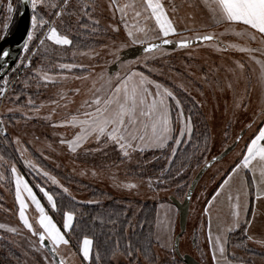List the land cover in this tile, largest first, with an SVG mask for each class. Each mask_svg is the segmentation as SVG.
<instances>
[{"label": "snow or ice", "instance_id": "6c2138e0", "mask_svg": "<svg viewBox=\"0 0 264 264\" xmlns=\"http://www.w3.org/2000/svg\"><path fill=\"white\" fill-rule=\"evenodd\" d=\"M184 6L196 11L182 16L180 8ZM0 10L6 12L0 22V99H12L17 104L9 108L8 112H19L25 120L43 119L54 130L71 129L70 137L57 132L54 135L59 145L74 156L81 152L107 155V150L111 149L122 159L130 161L134 154L161 152L166 163L155 179L148 177L150 188L154 184H167L170 176H183L187 161H182L173 173L176 162L180 160L182 147L185 153L188 146L193 148V155L199 152L204 167H210L211 163L221 158L213 157L211 163L208 161L205 155L210 151L208 137L204 138L202 144L199 141L193 143V108L198 102L193 98V107L185 111V103L180 99L177 89L191 96L188 87L183 83L168 86L155 79L154 76L161 74V69L154 67V62L176 51H182L191 58L193 51L200 47L218 54H242L247 59H233V66L225 71L237 79L243 77L247 82L254 78L264 97V0H196L195 3L185 0L181 5L176 0H106L103 4L100 0H17L15 4L13 0H6V3L0 4ZM197 12L200 13L199 27ZM102 13H108L106 18L109 21L103 30L99 19ZM17 15L20 18L27 15L29 26L25 29L22 42L5 44L12 35ZM102 32L117 36L123 33V41L117 45L113 40L109 48V55L114 57L112 63L118 65L114 73L93 72L95 65L86 69L80 63L59 62L62 59L59 51L66 46H73V59L78 54L90 58L98 56L99 53L92 48L81 51V45L75 44L73 37L85 34L97 36ZM136 46H139V51L135 59L121 58V50ZM77 69L88 71V75H75L72 79L90 80V86L86 98L76 110L69 108L70 104L75 103L74 98H70L68 92L60 91L49 101L52 108L47 115H34L47 105L37 104L33 96L27 93L32 83L36 84L39 93L41 86L65 81L69 78L65 73ZM15 82L23 85L18 92L15 91ZM232 87L229 81L226 88L231 90ZM10 88L13 92L11 97ZM70 91L74 97L80 94L81 89L77 87ZM246 91H249L247 87ZM22 97H26L24 104L19 103ZM235 107L247 111L243 100L237 101ZM25 108L27 111H23ZM59 108L68 111L58 121H54L53 116ZM0 135L3 136V142L14 145V152L18 153V157H14L11 152L7 157L0 153V182L10 181L14 185V203L18 206L20 225L13 227L0 223V230L14 235L26 230L31 251L41 257L37 264H75L76 253L71 251L70 241L80 230L77 205L99 201H76L57 175L30 158L29 148L21 137L9 141L3 119H0ZM227 135L226 132V138ZM93 144L95 147L90 148L89 145ZM48 148L55 151L51 144ZM237 148L239 152L236 159L223 170L218 186L211 194L201 193L205 199L202 214L206 218L207 239L214 264H231L227 253L230 234L242 230L248 240L254 239L248 235L253 221L247 217L250 200L264 201V107L235 135L223 155ZM37 151L43 160L49 159L43 151ZM17 159L23 162L27 172H21L17 167ZM154 159L159 160L161 157ZM5 172L9 173L8 177ZM93 175H96L95 171ZM26 176H30L31 180ZM237 176L240 184L233 191L232 181ZM3 186L0 183V187ZM118 186L125 190L138 188L131 181ZM184 187L189 189L185 195L191 199L193 185L177 182V190ZM223 194H226L229 203L230 221L217 225L218 231L214 232L213 209ZM30 209H33L31 213ZM251 215L254 219V210ZM54 216H59L60 220L54 219ZM109 222L116 224L115 220ZM100 223L104 221L101 219ZM145 224H149L150 229L155 227L157 243L160 242L161 234L167 238L173 253L171 264H175L177 250L171 244L175 221L168 218L166 213L163 219L157 214L153 223L145 220L137 227L143 229ZM128 227H133L131 221ZM3 238L0 236V239ZM109 242L114 257L121 251L120 239L109 234L105 244ZM255 242L264 244V241ZM124 248L128 256L133 255L131 240ZM79 252L82 261L98 264L99 247L94 248V240L87 234L79 244Z\"/></svg>", "mask_w": 264, "mask_h": 264}, {"label": "rangeland", "instance_id": "374dc122", "mask_svg": "<svg viewBox=\"0 0 264 264\" xmlns=\"http://www.w3.org/2000/svg\"><path fill=\"white\" fill-rule=\"evenodd\" d=\"M13 2L15 4L17 0H13ZM100 2L103 4L106 0H100ZM184 2L185 0H176L178 5H181ZM187 2L195 3L196 0H187ZM2 3H6V0H0V4ZM195 11V9H190L184 6L180 8V15L183 16L188 12ZM5 15L6 12L0 10V22L3 21ZM107 15L108 13H102L99 16L101 25L104 29L109 23L106 18ZM196 15L197 27H199L200 13L197 12ZM16 18L13 22V26L15 25ZM0 27H2V24H0ZM101 40L103 41L101 46L94 49L95 52L99 53L98 56L90 58L89 56L78 54L73 59L72 52H67L68 46H66L65 49L59 51V56L62 57L59 62L80 63L83 64L86 69L88 66L95 65L96 67L92 69L93 72H108V68L113 64L112 61L114 60V57L109 55V48L112 46L113 40H115L117 45L123 41V33L117 36L116 34L108 32L101 36ZM105 45L108 47H104ZM233 59L246 60L247 57L234 52L218 54L212 52L210 49L200 47L193 51L191 58L182 51H176L171 55L154 62V67L161 69V74L154 76L155 79L162 83H166L168 86H172L174 83L185 84L191 92V96L194 97L195 101L201 106L204 118L206 119L205 121L208 122L212 136L210 151L205 154L207 158L219 154L228 144H230L235 135L240 133L241 128H243L246 123L250 122L253 116L257 115L261 108L264 107V97L261 96V91L256 85L254 78L251 82H247L245 78L242 77L237 79L236 76L225 71L226 68L233 66ZM65 74L68 75L69 78L62 84L53 87L52 85L40 87L39 93L36 94L34 100L37 104L45 103L47 106L43 108L39 114L34 115L40 117L47 115L52 108L49 101L60 91L68 92L69 97L74 98L75 103H72L69 106L72 111H75L81 101L86 98L87 89L90 86V80H74L72 77L75 75L69 76V73ZM79 75H88V71ZM205 77H207L206 80L204 79ZM229 81H231L233 85L231 90L226 88ZM22 87V84L15 82V91L20 90ZM77 87L81 89V92L79 95L73 97L70 90ZM246 87L249 91H246ZM26 91L27 93L28 91L37 92L36 84L33 82L31 87ZM28 94L31 95L30 93ZM12 95L13 92L10 88L9 96L11 97ZM22 98L23 101L20 104L26 103V97ZM241 100L247 105L246 112L243 108L237 109L235 107V103ZM16 106L17 104L12 99H0V119L3 114L9 113V108H14ZM23 111H27V109L25 108ZM66 111L68 110L64 108L57 109V114L53 116V120L58 121L61 116L65 115ZM14 114L19 115V120H17L19 122L17 123V121H15L13 124L6 123V132L9 133L8 136L10 140H14L17 136L21 137L32 151L39 153L37 150H41L45 155L49 156V159L45 161L51 166L57 167V165H59L58 168L61 169L63 173L65 172L66 174L92 184L102 190L109 191L113 195L124 198L156 201V216L159 214L161 219H163L167 213L168 218L175 221L174 231L171 233V244H173L174 237L179 231V225L178 211L176 206L171 202L170 196L173 195V190H177L176 186L167 183L163 184V188L153 191L148 186L147 179L141 180L128 175L131 165H133L137 159L141 156H151L155 152H145L143 153L144 155L134 154L130 161L122 159L111 149L107 150V155L101 152H90L87 154L81 152L79 155L74 156L67 153L66 150L59 145L58 138L54 135V132H57L70 137L71 129L60 128L54 130L49 126L48 122L43 119L25 120L21 118L19 112H15ZM196 120H199V124L195 125L193 120L194 130L202 131L203 128H205V123L202 117L201 119L198 118ZM226 132L228 134L227 138L225 136ZM36 137H39V139L37 140ZM2 139L3 136L0 135V140ZM49 144L52 145L55 151L48 148ZM12 146L14 149L15 146ZM89 147L94 148L95 145H89ZM238 152V148L232 150L224 158L215 162L197 183L193 193L194 195L190 200L186 228L179 239V251L181 254L192 256L200 264H214V261L211 258V252H208L205 248L204 234L206 233V227H204V221L206 220L202 214V209L205 207V199L201 196V193L208 195L213 192V189L219 184L218 182L222 176L223 170L233 163ZM15 154L18 157V153ZM16 163L21 172H27V169L23 167L22 161L17 159ZM93 171H95L96 175H93ZM5 176L8 177L9 173L5 172ZM26 178L31 180L30 176H26ZM238 178H233V191L240 184V178ZM129 181L136 183L138 188L134 190H125L118 186ZM0 183L4 184L3 187H0V223H6L13 227H20L17 214L18 206L14 203V185L10 181ZM78 188H80V191L75 190L80 196L77 200L89 201V198L87 197L88 192L84 190L83 187L78 186ZM164 189H167V191ZM176 194L181 195L182 189L177 190ZM222 197L226 198V195L223 194L218 198V201H224ZM208 198H210V195ZM161 205L164 207H161ZM29 211L31 213L33 209H30ZM218 211H220L225 218H230V207L227 202L225 204H219ZM54 219L58 221L60 220L57 216H54ZM213 231H215V229H213ZM28 235L29 234L26 230H23L18 235L0 230V236L4 237L3 239H0V252L4 256L6 255L5 264H37V262L41 261L39 254L31 251L27 239ZM193 235H196V242L194 240V244L192 243ZM154 240L155 250L159 256H166L167 254L173 256L171 245L163 234H161L160 242H156V229H154ZM70 243L72 244L71 251L76 253V256L74 257L75 264H88L87 261H82V254L79 252V244L82 243V240L79 243L74 241H70ZM249 244L250 247H255H252L254 251L256 249V251L259 252L255 244ZM161 245H163V247H161ZM6 246H8L15 255L13 253H11V255L9 252H5L4 248ZM259 249L260 251L261 249H264V245L260 246ZM230 254H236V251L234 250ZM243 255L249 259H246L247 261L231 260V262H240V264H264V255L262 254H259V256H252L243 253ZM119 262L121 264H134L128 262L127 259L122 256L116 257L115 264H119Z\"/></svg>", "mask_w": 264, "mask_h": 264}, {"label": "trees", "instance_id": "16d2710c", "mask_svg": "<svg viewBox=\"0 0 264 264\" xmlns=\"http://www.w3.org/2000/svg\"><path fill=\"white\" fill-rule=\"evenodd\" d=\"M101 29L102 30L104 29L102 25H101ZM102 35H104L103 32L102 34L97 36H89L86 34L80 36L74 35L73 39L75 44L81 45V49H80L81 51H86L89 50V48L95 49L100 47L103 42L101 40ZM67 48H68L67 52H73L74 50L73 46H68ZM86 72H87L86 70L81 71L77 69L74 70L72 73H69V76L79 75ZM65 81L59 82L56 85L62 84ZM56 85H52V87ZM16 91L18 92L19 90ZM177 91L179 93L180 99L185 103L186 106L185 111H187L189 107H193L194 97L188 96L186 93L179 92L178 89ZM28 93H30L33 96V98L36 97L37 94V92L34 91H28ZM22 99L19 103L23 101ZM18 116L19 115L14 113H8V114H3L1 116V119L4 120L5 126L7 128L6 123L13 124V122L19 120ZM201 117L205 123V128H203L202 131L194 130L193 143L199 141L202 144L204 138L208 137L209 145H210L212 139L211 130L208 125V122L205 121L206 119L204 118V114L202 112L201 106L197 104L193 108V120L195 122L194 123L195 125L199 124V120L196 119L198 118L201 119ZM6 133L8 136L9 133L8 132ZM8 139L9 141H11L9 136ZM2 141L3 139L0 140V153L4 154L5 157H7L8 154L11 152L14 157H17L14 152L12 144L4 143ZM26 146L28 147V145ZM29 152L31 153L30 158L37 160L44 167L52 171L53 174L58 176V178L61 180L64 186L69 188L70 193L72 194V196L76 198V201H79L77 199L80 198L79 194H77V192L75 191V190L80 191L79 190L80 188H78V186L83 187L84 190L88 192L87 197L89 198V200L99 201V203H93V204L84 203L77 205L76 214L78 219H80L81 223L79 226L80 230L75 233V236L72 240L76 243H79L81 240H83V236L85 234H87L89 238H93L94 248L99 247V251H100V260L98 264H115L116 257H121V256L126 258L128 262L134 264H171L172 262L171 254H167L166 256H159L155 250V240H154L155 227L153 226L150 229L149 224H145L143 229L137 227L138 224L144 222L145 220H147L149 223H153L155 221L156 201L124 198L113 195L109 191L102 190L92 184L86 183L78 178L66 174L65 172L63 173L61 169H59L58 167L51 166L49 163L43 160L39 156V153L32 151L31 148H29ZM163 155L164 154L158 151L152 154L151 156H147V155L141 156L139 159H137V161H135V163H133V165H131L128 175L130 177L133 176L141 180L148 179L149 176L155 178L156 175L159 173L160 168L166 163L165 160L163 159ZM154 157H161V159L155 160ZM187 157H191V159L188 160ZM199 157H200L199 152H196V154L193 155V148L191 146L187 147L186 153L184 152V148L182 147L180 160L176 162L175 167L173 168V173H175L176 168L180 167V163L182 161H187V166L183 170L184 174L181 177H175V178L170 176L168 178V183H171V185L174 186H176L175 184H177V182L181 184L189 185L195 173L204 164L203 160L200 159ZM220 181L221 178L218 183H220ZM161 188H163V184L159 186L154 184L153 187H151L153 191H157L158 189ZM186 191H187V187H184L182 189V194L178 195L176 194L177 190L176 191L173 190L172 196H174L178 200H182ZM65 201H67V197H65ZM57 217L60 219L59 216ZM101 219L104 221L103 224L100 223ZM110 220H115L116 224L113 225L112 223L109 222ZM129 221H131L133 225L132 228L128 227ZM109 234H112L115 238L120 239L121 251L118 252L114 257L112 256L111 243L109 242L107 245L105 244V239ZM195 239H196V235L194 236V240ZM129 240H131V244L133 248L132 256H128L124 248V246L128 243ZM229 245H236L246 255L259 256V254H261L259 252L254 251L253 249H251L246 245V238L242 230H237L235 233L230 234ZM137 248H139L140 251L138 252L135 251V249ZM4 249L5 252H9V254L11 253L14 254V252L10 250L8 246H6ZM229 258L234 261H247L241 256H230ZM93 260H94V256H93ZM0 262L1 264L6 263V255L5 256L2 255L1 252H0ZM119 264L121 263L119 262ZM175 264H183V262L176 255H175Z\"/></svg>", "mask_w": 264, "mask_h": 264}, {"label": "water", "instance_id": "95a60500", "mask_svg": "<svg viewBox=\"0 0 264 264\" xmlns=\"http://www.w3.org/2000/svg\"><path fill=\"white\" fill-rule=\"evenodd\" d=\"M28 26H29V17L27 15H25L23 18H20L19 16H17V22H16V25L14 27V30L12 31V35H11L10 39L6 40L4 43L15 45L18 42H22V38L25 35V29L28 28ZM138 51H139V46L126 48V49L121 51L120 55H121L122 59L132 60V59H135L136 55L138 54ZM117 68H118V65L113 63L111 66H109L108 72L113 73L114 71L117 70ZM230 144H228L225 148H227ZM225 148L219 154L213 156V157H221L217 161L221 160L222 158H224L226 156V155H223ZM231 151H229L228 153H230ZM213 157L208 159V161L210 163H211ZM213 164L214 163H211V166ZM210 167H204V164H203L198 169V171L195 173V175L193 176V178L189 184V185H193V189L191 191V197L193 195V192L196 188L197 183L199 182V180L202 178L204 173ZM188 191H189V189L187 188L186 193H188ZM170 200L176 206L177 211H178L179 231L175 235L174 241H173V244L175 245V248L177 250L175 255L183 262V264H200L192 256H190L188 254H181L179 251V239H180V236L183 234V232L185 231V228H186V222H187L188 211H189V204H190L191 199H188L186 197V195H184L182 200H178L174 196H170ZM192 243L194 244V237L192 239ZM0 264H1V262H0Z\"/></svg>", "mask_w": 264, "mask_h": 264}, {"label": "crops", "instance_id": "0c3cea01", "mask_svg": "<svg viewBox=\"0 0 264 264\" xmlns=\"http://www.w3.org/2000/svg\"><path fill=\"white\" fill-rule=\"evenodd\" d=\"M237 178H238V176H237ZM232 190H233V188H232ZM222 198L224 199V201H221V200L218 201L217 200V202L215 203L214 209H213V212H214L213 229H215L214 232H216L218 230L217 225H224L225 222L230 221V218H225L224 216H222L221 212L218 211L219 204H223V203L225 204L227 202V204L229 206L227 198H225V197H222ZM253 210L255 211V218L254 219L251 215ZM216 217H218V218H216ZM247 218L251 219L253 221L251 224V227L248 230V235L252 236L254 239L248 240L247 237L245 236L246 245L250 247L249 243L255 244L259 253L264 254V249H261V251L259 249L260 246H262L264 244L255 242V241H264V201L256 202V201H254V199L250 200V202H249V214H248ZM205 220H206V218H205ZM204 222H205L204 227H206V233L204 234L205 248L208 252H211L212 251L211 245L207 239V225H206V221H204ZM205 235H206V237H205ZM257 244H260V245H257ZM252 247H250V248L251 249L255 248V247H253V248ZM234 250L236 251V254L231 255L230 253ZM255 251H256V249H255ZM227 253H228L229 257L230 256H241L244 259H249L248 257L243 255V251L240 248H238L236 245H229V243L227 245ZM230 261H231V259H230ZM235 263L240 264V262H234V263L231 262V264H235Z\"/></svg>", "mask_w": 264, "mask_h": 264}, {"label": "flooded vegetation", "instance_id": "af4514ba", "mask_svg": "<svg viewBox=\"0 0 264 264\" xmlns=\"http://www.w3.org/2000/svg\"><path fill=\"white\" fill-rule=\"evenodd\" d=\"M17 16H18V15H17ZM16 22H17V18H16ZM16 22H15V25H16ZM15 25H14V27H15ZM14 27H13V30H14ZM13 30H12V31H13Z\"/></svg>", "mask_w": 264, "mask_h": 264}]
</instances>
